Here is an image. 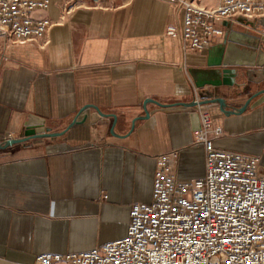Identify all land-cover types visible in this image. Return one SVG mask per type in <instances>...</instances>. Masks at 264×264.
<instances>
[{"label": "crops", "instance_id": "0c3cea01", "mask_svg": "<svg viewBox=\"0 0 264 264\" xmlns=\"http://www.w3.org/2000/svg\"><path fill=\"white\" fill-rule=\"evenodd\" d=\"M187 1L205 9L221 2ZM34 15L57 24L35 40L0 38V264H35L43 253L85 252L125 237L131 206L152 199L161 154L178 153L173 171L182 181L205 173L191 105L214 96H203L194 76L221 41L186 49L179 0H103L99 8L51 0ZM230 83L226 110L206 104L223 128L210 136L216 148L259 156L264 171V102L240 111L264 88V75L237 68ZM29 114L54 120L55 132L87 120L58 137L6 146L22 136Z\"/></svg>", "mask_w": 264, "mask_h": 264}, {"label": "built area", "instance_id": "2783aa9c", "mask_svg": "<svg viewBox=\"0 0 264 264\" xmlns=\"http://www.w3.org/2000/svg\"><path fill=\"white\" fill-rule=\"evenodd\" d=\"M51 0H0V38L13 43L42 37L57 24L35 12ZM99 8L103 0H90ZM185 9V48L204 50L224 34V22L264 16V0H221L214 9L179 0ZM167 33L178 35L174 27ZM264 38V34H262ZM197 98L195 102L199 103ZM206 148L205 173L182 181L176 151L157 158L152 199L131 206L127 235L85 252L43 253L35 264H264V171L261 158L216 148L219 136L206 106H196Z\"/></svg>", "mask_w": 264, "mask_h": 264}, {"label": "water", "instance_id": "95a60500", "mask_svg": "<svg viewBox=\"0 0 264 264\" xmlns=\"http://www.w3.org/2000/svg\"><path fill=\"white\" fill-rule=\"evenodd\" d=\"M224 34L219 37L221 41L218 45L213 46L212 53L215 54V59H208L205 69L197 71L194 76L195 85L202 89L203 96H214L211 100H202L193 102L191 106L196 107L198 104H208L209 102H218L223 110L224 89L230 87V82L235 83L237 77V68H258L264 75V16L257 17L253 21H247L238 18L235 22H224ZM205 85H210L213 89L203 90ZM239 96V94H236ZM258 97L252 102L254 98ZM264 102V88L260 89L249 97L245 106L240 110L244 111L248 105L255 107ZM157 105H161L155 102ZM149 112L146 110V115ZM105 116L116 115L110 114ZM194 131L201 129L200 115L197 112L191 115ZM87 117L73 120L71 125L63 131H53L58 127L56 122L51 119L39 117L34 114H29L24 122V133L21 137L10 138L5 145H14L29 141L38 137H58L63 134L73 125L83 123Z\"/></svg>", "mask_w": 264, "mask_h": 264}]
</instances>
